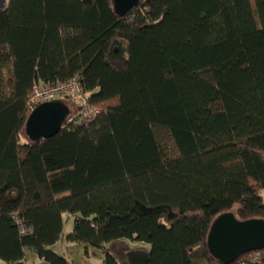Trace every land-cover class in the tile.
Segmentation results:
<instances>
[{
  "label": "trees",
  "instance_id": "trees-1",
  "mask_svg": "<svg viewBox=\"0 0 264 264\" xmlns=\"http://www.w3.org/2000/svg\"><path fill=\"white\" fill-rule=\"evenodd\" d=\"M79 74L86 100L53 136L24 134L35 82ZM264 218V0H6L0 7V260L224 264L207 248L221 212ZM72 218V229L64 224ZM134 242V243H133ZM133 243V244H132ZM249 252L236 264H264ZM250 251V252H253Z\"/></svg>",
  "mask_w": 264,
  "mask_h": 264
},
{
  "label": "water",
  "instance_id": "water-1",
  "mask_svg": "<svg viewBox=\"0 0 264 264\" xmlns=\"http://www.w3.org/2000/svg\"><path fill=\"white\" fill-rule=\"evenodd\" d=\"M140 0H111L114 12L122 16ZM70 113L69 105L63 98H54L38 103L30 110L24 124V134L31 141L56 134ZM207 248L221 263L235 261L245 252L264 248V218L240 219L233 211L216 215L207 233ZM127 257L131 264H144L148 252L130 249Z\"/></svg>",
  "mask_w": 264,
  "mask_h": 264
},
{
  "label": "built area",
  "instance_id": "built-area-1",
  "mask_svg": "<svg viewBox=\"0 0 264 264\" xmlns=\"http://www.w3.org/2000/svg\"><path fill=\"white\" fill-rule=\"evenodd\" d=\"M69 96L72 98H76L85 102L86 95L81 84V76L79 74H75L74 76L67 78L63 81H58L53 84H42L35 82L32 85V93L28 99V105L30 109H33L38 103L51 100L58 97ZM98 110L95 108L89 107H79L72 116H67L63 126L67 122H76L80 123L82 121L91 120L96 114ZM249 259L251 261H257L259 259L258 252H249ZM236 264H245L244 260L238 261Z\"/></svg>",
  "mask_w": 264,
  "mask_h": 264
},
{
  "label": "rangeland",
  "instance_id": "rangeland-1",
  "mask_svg": "<svg viewBox=\"0 0 264 264\" xmlns=\"http://www.w3.org/2000/svg\"><path fill=\"white\" fill-rule=\"evenodd\" d=\"M5 2L6 0H0V7L4 6ZM72 224V218L70 217L64 224L65 233L72 229ZM51 248L57 253L64 255L73 264H104L103 249L99 247L86 245L82 242L69 241L64 237L51 245ZM2 263L3 262L0 260V264ZM25 264L49 263L39 258L32 250L27 249L25 253Z\"/></svg>",
  "mask_w": 264,
  "mask_h": 264
}]
</instances>
